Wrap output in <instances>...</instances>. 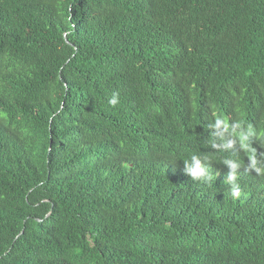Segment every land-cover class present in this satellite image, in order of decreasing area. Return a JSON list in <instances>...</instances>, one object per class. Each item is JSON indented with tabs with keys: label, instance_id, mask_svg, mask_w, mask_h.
Segmentation results:
<instances>
[{
	"label": "trees",
	"instance_id": "16d2710c",
	"mask_svg": "<svg viewBox=\"0 0 264 264\" xmlns=\"http://www.w3.org/2000/svg\"><path fill=\"white\" fill-rule=\"evenodd\" d=\"M0 264H264V0H0Z\"/></svg>",
	"mask_w": 264,
	"mask_h": 264
},
{
	"label": "clouds",
	"instance_id": "9594fccd",
	"mask_svg": "<svg viewBox=\"0 0 264 264\" xmlns=\"http://www.w3.org/2000/svg\"><path fill=\"white\" fill-rule=\"evenodd\" d=\"M108 103L112 106H116L119 103V93L114 92ZM212 127L215 129V135L225 139L223 144L225 150L233 149L238 142L241 149L251 151L249 146L255 133L250 126L245 125L244 121H234L229 124L226 119L218 118ZM213 147H216L215 143L213 144ZM233 155L246 157L237 150H233ZM177 162L178 161L172 163L176 164ZM183 164V171L191 178V181H202L205 183L212 181L213 177L209 172L208 158L206 156L201 157L198 155H191L189 159L183 160ZM224 164L229 169L224 183L230 186L232 197L238 198L241 195V187L238 182V172L241 165L237 160L233 159H226ZM249 167L259 171V168L256 167L253 156L249 157Z\"/></svg>",
	"mask_w": 264,
	"mask_h": 264
}]
</instances>
